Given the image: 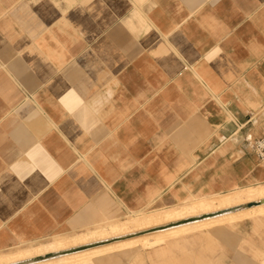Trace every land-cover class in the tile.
<instances>
[{"label": "crops", "instance_id": "obj_1", "mask_svg": "<svg viewBox=\"0 0 264 264\" xmlns=\"http://www.w3.org/2000/svg\"><path fill=\"white\" fill-rule=\"evenodd\" d=\"M263 133L264 0H0V250L264 184Z\"/></svg>", "mask_w": 264, "mask_h": 264}, {"label": "bare ground", "instance_id": "obj_2", "mask_svg": "<svg viewBox=\"0 0 264 264\" xmlns=\"http://www.w3.org/2000/svg\"><path fill=\"white\" fill-rule=\"evenodd\" d=\"M139 209L124 213L123 218L105 212L77 231L54 232L38 243L18 242L0 250V264H82L109 260L139 247L159 248L187 240L220 224L264 216V184L238 186L225 193L191 194L167 206Z\"/></svg>", "mask_w": 264, "mask_h": 264}, {"label": "rangeland", "instance_id": "obj_3", "mask_svg": "<svg viewBox=\"0 0 264 264\" xmlns=\"http://www.w3.org/2000/svg\"><path fill=\"white\" fill-rule=\"evenodd\" d=\"M195 235L193 238H198V243L183 247V264H264V216L220 224ZM138 249L146 248H135Z\"/></svg>", "mask_w": 264, "mask_h": 264}, {"label": "built area", "instance_id": "obj_4", "mask_svg": "<svg viewBox=\"0 0 264 264\" xmlns=\"http://www.w3.org/2000/svg\"><path fill=\"white\" fill-rule=\"evenodd\" d=\"M251 147L255 156L264 161V133L252 140Z\"/></svg>", "mask_w": 264, "mask_h": 264}]
</instances>
